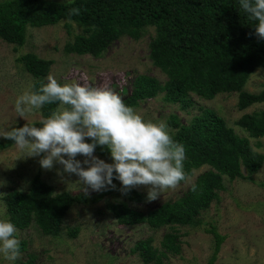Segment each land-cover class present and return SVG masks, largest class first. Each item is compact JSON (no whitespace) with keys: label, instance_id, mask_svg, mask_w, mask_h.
<instances>
[{"label":"trees","instance_id":"trees-1","mask_svg":"<svg viewBox=\"0 0 264 264\" xmlns=\"http://www.w3.org/2000/svg\"><path fill=\"white\" fill-rule=\"evenodd\" d=\"M71 8H78L80 14L69 17ZM62 22L69 23L68 26L74 24L81 31L66 44L64 51L96 59L102 58L115 41L124 37L139 41L149 28L155 30L150 58L168 81L162 85L156 78L139 76L132 94L124 100L134 109L140 102L159 94H164L169 104H180L183 110L193 106L191 94L214 100L221 94L237 93L239 111L264 104V90L257 94L244 91L250 77L264 68V39L255 35V22L239 7V0L0 1V40L16 46L19 51L25 46L29 28H45ZM17 62L34 78V90L39 89L54 65L53 60L33 53L18 57ZM57 106L46 104L41 112L47 117ZM30 124L40 126L38 122ZM167 124L176 130L172 133L173 139L185 147V172L191 176L194 170L204 166L210 169L196 179V192L190 187L177 201L165 202L148 213L135 211L126 203L110 205L122 225L170 230L163 237L161 249L154 246L152 237L137 243L133 253H139L144 264H164L169 254H180L182 242L177 227L204 224L199 218L218 199L219 191L224 189V177L231 181L242 179L245 169L250 178L264 165V155L257 152L249 140L264 138V110L245 114L236 123L249 138L238 135L222 117L206 108L201 109L200 115L188 126L183 125L177 115H171ZM85 142L91 143V140ZM14 145L13 141L3 139L0 150ZM257 147L261 144L257 143ZM94 153L110 157L101 147ZM112 191L100 194L93 202L101 201ZM129 198L143 200L138 193ZM4 201L8 220L16 229L23 231L35 225L44 235L56 237L77 199L67 192L55 195L54 188L37 175L28 191L13 190ZM203 230L215 241L207 264H216L226 237L212 224ZM78 233L79 229H72L68 234L76 237ZM26 249L27 242H21L20 253Z\"/></svg>","mask_w":264,"mask_h":264},{"label":"rangeland","instance_id":"rangeland-1","mask_svg":"<svg viewBox=\"0 0 264 264\" xmlns=\"http://www.w3.org/2000/svg\"><path fill=\"white\" fill-rule=\"evenodd\" d=\"M68 24L62 22L45 28H29L25 46L20 51L16 46L0 40V133L25 123L39 122L44 117L41 109H37L20 118L14 108L16 98L35 84L34 78L17 62L18 57L28 53L53 60L50 75L61 85L75 81L82 86L108 88L123 101L132 94L139 76L156 78L162 85L168 81L165 73L150 58V43L156 35L153 28H149L139 41L124 37L113 42L105 55L96 59L90 55H71L64 51L66 44L81 33L80 28ZM258 70L250 77L244 91L257 94L264 90V68ZM43 83H47V80ZM191 100L193 106L183 110L180 104H169L164 100V94H159L154 99L140 102L135 110L145 120L153 122L164 120L167 123L171 115H177L181 123L188 126L200 115L201 109H210L245 138H249V135L236 123L245 114L264 110V104H260L239 111L237 93L221 94L214 100L191 94ZM168 127L171 133H176V130ZM3 139L0 137V141ZM249 140L254 149L264 155V138ZM257 143L261 144L260 148ZM94 155L106 163L112 162L110 157ZM39 159L25 157V153L15 145L0 150V181L5 182L0 187V210L4 211L0 218L8 219L4 209L5 196L13 190L28 191L37 175L54 188L55 195L67 192L77 201L68 210L56 237L44 235L35 225L23 231L17 229L16 238L20 243L26 241L27 249L20 253L14 264H28L30 261H33L32 264H144L139 253H133L137 243L152 237L154 246L161 249L163 237L170 230L154 231L147 225H122L118 223L110 205L126 203L135 211L148 213L165 202H174L183 197L191 183L210 169L205 167L193 171L191 182H181L176 189L163 191L160 198L152 202L147 201V188L143 186L122 194L118 180L114 183L116 190L101 201L93 202L94 198L109 190L94 192L88 189L85 193L83 185L74 184L78 177L57 175V171L61 170L58 164L51 171L44 170L39 165ZM76 159L83 161L85 157L78 155ZM243 175L244 178L234 181L223 178L224 189L219 191L218 199L199 218L204 222L202 226L177 227L182 242L181 252L178 255L169 254L164 264H207L212 257L215 241L203 228H210V224L226 237L216 264H264V165L250 178L245 169ZM134 193L140 194L143 200L130 199L129 196L134 197ZM72 229H79L76 237L69 236ZM0 264L10 262L0 257Z\"/></svg>","mask_w":264,"mask_h":264},{"label":"clouds","instance_id":"clouds-1","mask_svg":"<svg viewBox=\"0 0 264 264\" xmlns=\"http://www.w3.org/2000/svg\"><path fill=\"white\" fill-rule=\"evenodd\" d=\"M239 7L255 22V35L264 39V0H239ZM79 14L78 8L69 10V17ZM46 80L38 90L29 86L16 98L14 108L20 118L46 104H57L55 110L39 120V127L25 123L0 133L25 157H40L42 169L51 171L60 165L57 175H75L78 180L74 184L83 185L85 193L88 189L116 190L114 180L120 182L122 194L143 186L148 202L160 198L165 190L176 189L181 182H191L192 177L184 170L185 147L173 139L164 120H145L108 88L82 86L75 81L61 85L52 75ZM97 147L108 151L111 163L94 155ZM78 155L85 159L77 160ZM4 184L0 181V187ZM191 190L197 191L195 183H191ZM3 215L0 210V217ZM16 232L10 220L0 218V257L10 264L20 257Z\"/></svg>","mask_w":264,"mask_h":264}]
</instances>
